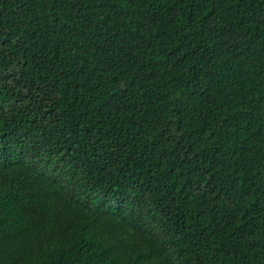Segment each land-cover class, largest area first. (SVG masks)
<instances>
[{
	"label": "trees",
	"instance_id": "trees-1",
	"mask_svg": "<svg viewBox=\"0 0 264 264\" xmlns=\"http://www.w3.org/2000/svg\"><path fill=\"white\" fill-rule=\"evenodd\" d=\"M0 264H264V0H0Z\"/></svg>",
	"mask_w": 264,
	"mask_h": 264
}]
</instances>
